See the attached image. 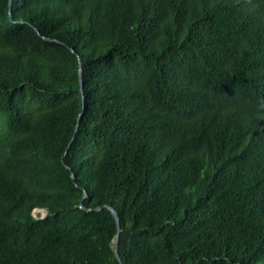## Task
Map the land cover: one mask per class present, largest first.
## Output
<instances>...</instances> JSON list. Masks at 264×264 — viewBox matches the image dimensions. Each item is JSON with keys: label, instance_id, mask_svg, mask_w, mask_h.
I'll return each mask as SVG.
<instances>
[{"label": "trees", "instance_id": "obj_1", "mask_svg": "<svg viewBox=\"0 0 264 264\" xmlns=\"http://www.w3.org/2000/svg\"><path fill=\"white\" fill-rule=\"evenodd\" d=\"M109 207L124 264H264V0H0V264H119Z\"/></svg>", "mask_w": 264, "mask_h": 264}, {"label": "water", "instance_id": "obj_2", "mask_svg": "<svg viewBox=\"0 0 264 264\" xmlns=\"http://www.w3.org/2000/svg\"><path fill=\"white\" fill-rule=\"evenodd\" d=\"M9 6H10V0H9ZM78 76H79V83L81 86L82 85V75H81L80 67L78 69ZM77 127H78V124H76V126H75V131H76ZM73 137H74V135L72 136L71 141L73 140ZM71 141H70V143H71ZM70 143H69V145H70ZM69 145H68V147H69ZM68 147H67V149H68ZM67 149L65 150V152L67 151ZM80 208L85 209V207H83V205H82V199L80 200ZM97 209H100V208H97ZM109 209H110L111 213L113 214L115 221H116V232H115V235H114L112 242H111L112 250H113L114 256L117 259L118 263L124 264L122 262L120 256H119V253H118V244H119V235H120L119 218L117 217V212L112 207H109Z\"/></svg>", "mask_w": 264, "mask_h": 264}, {"label": "rangeland", "instance_id": "obj_3", "mask_svg": "<svg viewBox=\"0 0 264 264\" xmlns=\"http://www.w3.org/2000/svg\"><path fill=\"white\" fill-rule=\"evenodd\" d=\"M45 214L44 210H40L39 216H43ZM33 215L37 216V210L33 211Z\"/></svg>", "mask_w": 264, "mask_h": 264}]
</instances>
